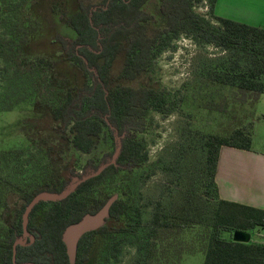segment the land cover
I'll list each match as a JSON object with an SVG mask.
<instances>
[{
    "label": "trees",
    "instance_id": "1",
    "mask_svg": "<svg viewBox=\"0 0 264 264\" xmlns=\"http://www.w3.org/2000/svg\"><path fill=\"white\" fill-rule=\"evenodd\" d=\"M150 1L0 0V69L8 91L0 110L21 103L31 107L25 136L48 163L53 149L39 135L31 136V130L56 127L67 147L83 155L93 152L102 134L111 144V151L97 162L88 160L81 174L25 188L2 174L9 159L25 152H0V264H70L62 233L113 196L105 224L80 239L73 264H89L96 243L103 250L94 264L117 262L127 243L136 245L139 264H182L196 252L203 254L202 264H264V244L232 241L235 231L264 229V210L221 199L215 180L221 148L250 150L255 117L248 120V114L223 134L202 135L197 146L182 153L174 192L155 203L148 222L142 221L141 193L134 182L148 162L145 135L152 129L153 114L165 117L176 109L164 91L149 85L158 57L174 49L181 36L189 37L225 53L208 79L233 88L240 108L246 106L253 115L254 104L264 95V29L215 16L216 0H206L208 14L203 16L193 11L203 0H158L164 25L152 27L153 17L145 11ZM57 16L62 22L67 17L74 38L52 31L44 40H33L32 20ZM45 48L58 56L45 57ZM102 167L66 199L39 202L32 209L28 237L16 246L13 260L30 201L44 192L61 194Z\"/></svg>",
    "mask_w": 264,
    "mask_h": 264
},
{
    "label": "rangeland",
    "instance_id": "2",
    "mask_svg": "<svg viewBox=\"0 0 264 264\" xmlns=\"http://www.w3.org/2000/svg\"><path fill=\"white\" fill-rule=\"evenodd\" d=\"M87 1L97 4L102 0ZM157 6L158 0H151L145 7V11L153 17L152 27L164 25V20L158 15ZM193 11L200 16L208 14L206 0L194 4ZM62 18L50 17L42 22L39 18L33 19V26L29 30L33 40H44L49 32L54 33L52 31L72 40L74 36L65 24L67 17L64 16V22ZM208 19L214 22L210 16ZM29 45L33 47L35 43ZM173 45L174 49H168L158 57L154 75L149 81V85L164 91L169 100L176 103V109L165 117L153 114L152 129L145 135L148 162L137 171L134 182L141 193L139 203L144 223L150 220L155 203L174 192L178 162L182 153L185 155L190 146H197L202 135L223 134L232 129L244 119L245 114H248V120L253 117L257 120L264 115V95L254 104L252 115L246 106L239 107V98L233 88L214 84L208 79L209 72L225 56L224 52L210 45L196 44L185 36L175 40ZM54 53L52 48L43 50L45 57L56 58L58 55ZM119 66L120 62L114 67V74ZM145 82L141 81L143 84ZM7 92L4 75L0 69V105ZM32 117V109L25 103L15 105L9 111L0 110V152H25V156L19 159H9L8 163L4 164L2 174L20 188L49 178L64 179L69 177L71 172L81 174L88 160L97 162L105 153L111 151L110 140L105 134L95 141L96 145L91 154L83 155L67 147L56 127L49 126L47 130L40 132L31 130V136L39 135L46 145L53 149L52 161L48 163L26 139L24 125ZM149 172H152V175L146 178ZM14 201L12 198V203ZM223 237L228 238V234H223ZM250 237L251 242L264 244V229H255ZM101 250V243H96L89 264H94L99 259ZM139 259L136 245L127 243L123 245L118 261L108 264H139ZM202 262L201 252L184 257L185 264Z\"/></svg>",
    "mask_w": 264,
    "mask_h": 264
},
{
    "label": "crops",
    "instance_id": "3",
    "mask_svg": "<svg viewBox=\"0 0 264 264\" xmlns=\"http://www.w3.org/2000/svg\"><path fill=\"white\" fill-rule=\"evenodd\" d=\"M215 16L264 29V0H216ZM254 121L249 151L223 147L216 169L219 197L264 210V115ZM184 263V258L182 260Z\"/></svg>",
    "mask_w": 264,
    "mask_h": 264
},
{
    "label": "water",
    "instance_id": "4",
    "mask_svg": "<svg viewBox=\"0 0 264 264\" xmlns=\"http://www.w3.org/2000/svg\"><path fill=\"white\" fill-rule=\"evenodd\" d=\"M104 167L100 168L95 174L86 176L81 180L74 182L67 190L62 192L61 194H51V193H40L36 195L30 203L26 206L24 213L22 215V229L23 235L22 239L17 240L13 245V260L15 258V249L17 245L23 246L28 237L27 233V221L28 216L32 209L39 202H59L66 199L71 193L75 191V189L87 179L97 176ZM116 200L115 197H111L107 200L104 206L97 211L95 214H87L85 215L79 222L68 226L64 232L62 233V242L66 247V254L70 264H73L75 261L76 250L78 246V242L80 239L87 233L93 232L101 228L109 215V210ZM250 234L240 231H235L232 233V241L236 243H249L250 242Z\"/></svg>",
    "mask_w": 264,
    "mask_h": 264
}]
</instances>
